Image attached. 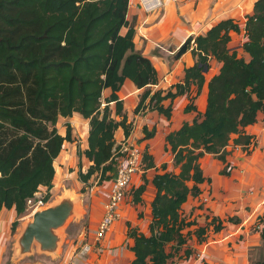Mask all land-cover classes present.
<instances>
[{"label": "trees", "instance_id": "1", "mask_svg": "<svg viewBox=\"0 0 264 264\" xmlns=\"http://www.w3.org/2000/svg\"><path fill=\"white\" fill-rule=\"evenodd\" d=\"M129 5L130 0H0V214L7 208L21 215L29 197L54 187L55 159L65 142L74 140L70 124L65 136L58 132L60 116L79 113L90 119L89 148L80 153L92 165L79 176L86 183L97 174L95 180L102 185L117 173L115 131L124 128L126 137L132 132L119 95L125 81L146 87L136 114L157 111L170 119L175 100L186 95L184 112L194 111L197 116L166 137V148L179 171L163 163L162 172L153 179L157 192L149 234L128 223L135 253L131 264H170L174 258H191L194 249L184 247L193 234L202 244L209 228L217 232L224 227L214 217L207 226L192 230L197 223L183 216L182 207L191 195L202 192L205 154L221 160L222 173L228 174L230 142L244 147L253 143L245 128L264 112V0L256 1L244 26L243 50L248 58L230 48L232 33L241 32L240 23L224 19L194 37L196 60L185 68L183 82L154 92L151 87L159 83L160 75L152 60L136 49V29L127 19ZM212 58L221 62V68L206 82ZM205 83L207 106L201 114L195 101ZM107 88L112 92L102 108ZM143 131L141 140H147L157 128L145 126ZM234 134L238 136L233 139ZM154 167V156L146 146L143 183L131 189L133 204L142 202L146 170ZM17 225L15 221L13 231ZM254 264H264V259Z\"/></svg>", "mask_w": 264, "mask_h": 264}, {"label": "crops", "instance_id": "2", "mask_svg": "<svg viewBox=\"0 0 264 264\" xmlns=\"http://www.w3.org/2000/svg\"><path fill=\"white\" fill-rule=\"evenodd\" d=\"M256 1L164 0L163 8L152 13L144 12L137 4H130L127 19L136 29V49L152 60L160 75V81L151 87L152 91L167 90L174 84L183 82L185 68L195 63L196 59L192 54V49L181 56H177L176 53L171 52V49H174L173 44L179 48L187 37L206 34L212 25L224 19L232 18L240 23L241 32L232 33V42L235 35L241 34L242 42L240 45L243 49L245 42L244 26L247 16L254 13ZM126 30L127 28H124L123 32ZM163 44L169 48L159 49L163 47ZM243 56L248 58L245 52ZM145 89L146 87L137 88L132 80L127 79L119 91V95L124 100V105L130 96L133 97L136 105ZM111 92L112 90L107 88L104 91L105 98L110 96ZM207 96L208 85L206 84L195 101L198 111L202 114L206 110ZM178 100L183 102L182 115H174L173 112L170 119L159 113H157L158 115H150L154 114L155 111L149 112L147 115H131L125 108L128 114V123L132 127L131 138L143 148L149 147V151L154 156L156 167L146 170L147 188L142 195V202L138 204L132 203L131 189L137 188L143 183L144 170L134 175L131 189L127 193V200L122 206V216L115 222L113 228L102 241L103 251L94 250L81 257V260L76 264L132 263L135 257L132 250L134 240L128 235V223L139 228L145 234H149V226L153 218L152 202L157 192L153 179L157 173L162 172L161 165L163 163H167L169 169L171 160L174 162L172 153L166 148V137L170 132L180 129L184 122L191 123L197 116V112L194 111L184 112L188 103L186 95L178 97L175 103ZM169 103V101L166 102L167 105ZM200 105L205 107L203 112L199 108ZM111 107L114 108L115 105L112 103ZM113 117L118 121L121 120L119 115H113ZM67 124L72 127L74 140L65 142L61 153L55 159L56 177L55 185L52 188L54 195L57 191V183L72 182L73 179L76 181L77 178L80 180L78 185L83 182L79 173L81 171L86 173L92 165L87 156L80 153V151L83 152L89 148L90 119H86L79 113L70 117L60 116L57 128L63 136L67 133ZM145 126L149 129L156 127V135L151 139L139 142L144 137L143 129ZM245 130L247 134L253 136V143L244 147L235 145L233 140L230 142L227 146L228 174L222 173L225 164L213 154L207 153L201 158L205 177V181L200 185L202 192L198 196L191 195L182 207L183 216L189 221H196L197 223L191 227L192 230L198 226H207L214 217L221 219L224 227L217 232L209 228L211 230H208V234L212 233L214 238L202 244L197 242V237L193 234L184 250L194 249V254L189 259L176 258L171 261L174 264H203L205 261L207 264H254L255 260L251 257L258 251L255 247L260 248L264 259V221L260 225L256 224L259 221L258 218H264V112H260L258 120L248 125ZM237 136L234 134L233 139ZM124 137H126L124 128L119 127L115 131L116 145ZM72 168L75 169V174L72 172ZM96 176L97 174L91 177L88 182L92 179L95 180ZM74 185H77V182ZM109 186L110 182L98 186L99 196L89 203L90 211L94 209L95 212L92 220L89 221V234L94 232L102 217ZM77 187L75 186V188ZM96 208H100L101 214L99 211L97 212ZM16 217L15 209L4 208L1 211L0 264H3V258H7V255L4 254L9 243L6 229ZM231 217L233 220L229 221ZM25 226L24 223L19 228L20 233ZM240 235L244 236L241 240L239 239ZM77 238L73 240L67 237L66 245L60 246L59 255L63 262L61 261L59 264H75L73 254L77 248ZM175 260L177 261L174 262ZM17 264L31 263L19 261Z\"/></svg>", "mask_w": 264, "mask_h": 264}, {"label": "rangeland", "instance_id": "3", "mask_svg": "<svg viewBox=\"0 0 264 264\" xmlns=\"http://www.w3.org/2000/svg\"><path fill=\"white\" fill-rule=\"evenodd\" d=\"M162 8L163 7H161L157 11H160ZM157 11H154V12H157ZM193 37H195V35ZM241 42H242V36H241V34H239V35H235L233 42L230 43L231 50L236 51L239 56H243V54H244L243 49L240 45ZM194 45H195V42L192 41L190 44L191 48ZM173 46H174L173 48L175 50L178 49V46H176L174 44H173ZM168 48H169V46L163 44V47L159 48V49L165 50ZM220 68H221V62H219L218 60H216L214 58L210 59V68L208 71L205 72L206 82H208V80L212 76L217 74L220 71ZM206 84L207 83H205V85ZM134 101L135 100L133 99L132 96H130L129 98L126 99L125 108H126L127 112L131 113V115H147V114H149V112H154V111L144 110V111L136 114L134 112V109L137 106V104L135 105ZM102 102H103L102 108H104V106L106 105L105 94H103ZM174 104H175L174 115H182L183 102L178 100V101H176V103L174 102ZM199 108L201 109L202 112L205 109V107H203L202 105H200ZM157 113L158 112L155 111L154 114H150V115H158ZM140 141H141V139L139 140V142ZM228 165H229V163H228ZM71 170L74 173L75 169L72 168ZM169 170L176 171V172L178 171V168L175 167L174 162L172 160H171V166L169 167ZM74 176L76 177V175H74ZM78 181H80V180L77 178L76 181H75V179H73L72 182H70V181L66 182L65 181L62 184L57 183V185H58L57 191H56L55 195H54V193L52 195V198H53V196H55V198L52 199V202L48 206V207L53 206V205L59 203L60 201H62L64 199H71L74 202L75 207H76V210L73 211L71 216L68 218L67 222L60 228V230L57 233V235L60 238L59 243H58L59 246H58L57 250L55 252L44 251L41 249L39 243L35 242L32 246V250L30 252H25V253L22 252V248H21V244H20V238H21L22 233H20L19 228H21V226L24 223L27 226V224L30 221H32V219H33V216H29V213H27V211H25L21 215L17 214V217L14 218V220L11 222V224H9V226L6 229L7 236L9 237V243L7 244L6 250L4 251V254L7 255V258H3V264H17L19 261H22V263L28 262L31 264H59V262H61V261L63 262L62 258H60L61 256L59 255V253L61 251L60 246L64 247L66 245L67 237H69V239H73V240L78 237L77 238V240H78L81 236L86 235L89 232L88 231L89 230V221L92 220V217L95 214V212L93 211L94 209L90 211L89 203L92 202L97 196H99V192L97 190V187L94 188V191H92V187L94 185H98V180L92 179L90 182H86V183L81 182L79 185H78ZM75 182H77L78 187H77V185H74ZM75 186L77 188H75ZM72 188H74V189L72 190ZM126 200H127V198H126ZM42 209H44V208H42ZM96 209H97V212L99 211V213L101 214L100 208H96ZM261 218L262 217H260L258 219H261ZM15 221H18V225H17L16 230L13 231L12 225ZM112 228H113V226H112ZM250 230H251V228H250ZM209 231H208V233H209ZM208 233L204 236L206 238L205 241H208L209 239L212 240L214 238L212 233H210V234H208ZM242 237H244V236L240 235L239 239L241 240ZM196 239H197V242L199 243L200 239H198V238H196ZM255 249H257L259 252L257 251L251 258L254 259L255 261L263 259V256L261 255L260 248L255 247ZM3 250H4V248H3ZM253 251H254V249H253ZM174 259H176V258H174ZM174 259H172V261ZM176 261L177 260H175L174 262H176ZM170 264H174V263L170 262ZM203 264H207L206 261Z\"/></svg>", "mask_w": 264, "mask_h": 264}, {"label": "built area", "instance_id": "4", "mask_svg": "<svg viewBox=\"0 0 264 264\" xmlns=\"http://www.w3.org/2000/svg\"><path fill=\"white\" fill-rule=\"evenodd\" d=\"M130 4H137L143 11L151 13L159 10L164 5L163 0H130ZM131 135V134H130ZM124 137L117 144L115 156L117 157V173L114 180L110 181L108 198L104 205L102 217L92 234L89 232L78 239L77 248L73 254L75 264L94 250L103 251L102 241L111 230L115 222L122 216V206L126 201L127 193L130 191L133 177L143 170L144 151L143 148L131 136ZM100 185H94V188ZM53 189H40L26 201V211L29 216L42 208L50 205L53 198ZM49 197V198H48Z\"/></svg>", "mask_w": 264, "mask_h": 264}, {"label": "water", "instance_id": "5", "mask_svg": "<svg viewBox=\"0 0 264 264\" xmlns=\"http://www.w3.org/2000/svg\"><path fill=\"white\" fill-rule=\"evenodd\" d=\"M192 41H195L193 36L187 37L177 50L171 49V52L177 56L185 54L192 49L190 46ZM74 208L75 204L71 199H64L53 206L37 210L32 221L22 232L20 238L22 252H30L35 242L39 243L42 250L55 252L60 240L56 230L67 222Z\"/></svg>", "mask_w": 264, "mask_h": 264}, {"label": "bare ground", "instance_id": "6", "mask_svg": "<svg viewBox=\"0 0 264 264\" xmlns=\"http://www.w3.org/2000/svg\"><path fill=\"white\" fill-rule=\"evenodd\" d=\"M24 227H23V229L21 230V233L24 231ZM60 230V228H58L57 230H56V232L58 233V231Z\"/></svg>", "mask_w": 264, "mask_h": 264}, {"label": "clouds", "instance_id": "7", "mask_svg": "<svg viewBox=\"0 0 264 264\" xmlns=\"http://www.w3.org/2000/svg\"><path fill=\"white\" fill-rule=\"evenodd\" d=\"M192 48H193V46H192ZM177 50V49H176Z\"/></svg>", "mask_w": 264, "mask_h": 264}]
</instances>
